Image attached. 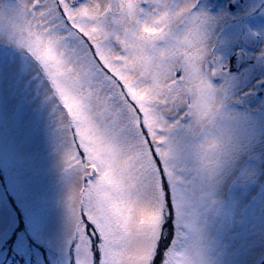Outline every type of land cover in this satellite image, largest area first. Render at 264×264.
<instances>
[{
  "label": "snow or ice",
  "instance_id": "1",
  "mask_svg": "<svg viewBox=\"0 0 264 264\" xmlns=\"http://www.w3.org/2000/svg\"><path fill=\"white\" fill-rule=\"evenodd\" d=\"M9 131L47 134L59 192L0 152V264H213L264 221V0H0Z\"/></svg>",
  "mask_w": 264,
  "mask_h": 264
},
{
  "label": "rangeland",
  "instance_id": "2",
  "mask_svg": "<svg viewBox=\"0 0 264 264\" xmlns=\"http://www.w3.org/2000/svg\"><path fill=\"white\" fill-rule=\"evenodd\" d=\"M0 152L9 169L24 168L28 184L37 197L41 210L46 211L59 192L55 170L56 156L47 134L30 146H23L19 143L17 134L9 131L4 141L0 143ZM21 152L25 154V158L18 160L17 155ZM257 209L258 204L249 209L244 224V236L240 241L227 247L217 243L210 249L209 257L213 264H239L244 259V240L253 236L258 238L261 229L264 228V221L261 220Z\"/></svg>",
  "mask_w": 264,
  "mask_h": 264
}]
</instances>
